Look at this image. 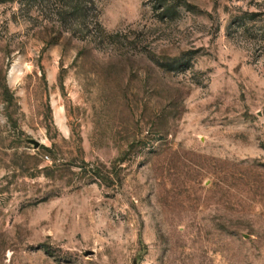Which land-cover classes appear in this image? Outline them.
<instances>
[{"label": "rangeland", "instance_id": "1", "mask_svg": "<svg viewBox=\"0 0 264 264\" xmlns=\"http://www.w3.org/2000/svg\"><path fill=\"white\" fill-rule=\"evenodd\" d=\"M263 29L264 0H0V264H264Z\"/></svg>", "mask_w": 264, "mask_h": 264}, {"label": "trees", "instance_id": "2", "mask_svg": "<svg viewBox=\"0 0 264 264\" xmlns=\"http://www.w3.org/2000/svg\"><path fill=\"white\" fill-rule=\"evenodd\" d=\"M242 18H248L250 20H252L253 15L246 13L243 16H241ZM235 31H238L237 34L241 39L247 40V41H251V42H256V41H260L261 39L257 37V33L256 29L254 28V26L252 25V27H248L246 22H242L239 24V26L235 29ZM229 33V32H228ZM262 34H263V41H264V29L262 30Z\"/></svg>", "mask_w": 264, "mask_h": 264}, {"label": "water", "instance_id": "3", "mask_svg": "<svg viewBox=\"0 0 264 264\" xmlns=\"http://www.w3.org/2000/svg\"><path fill=\"white\" fill-rule=\"evenodd\" d=\"M30 141L33 143L34 147L38 146V142L37 141H35V140H30Z\"/></svg>", "mask_w": 264, "mask_h": 264}]
</instances>
